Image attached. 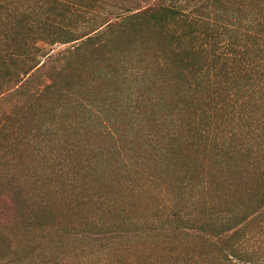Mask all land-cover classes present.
I'll return each instance as SVG.
<instances>
[{
	"label": "trees",
	"instance_id": "1",
	"mask_svg": "<svg viewBox=\"0 0 264 264\" xmlns=\"http://www.w3.org/2000/svg\"><path fill=\"white\" fill-rule=\"evenodd\" d=\"M82 4L0 0V264L146 243L180 246L176 264H264V0H130L105 18ZM75 16L82 27L63 26ZM90 56L92 93L76 77ZM70 115L105 145L88 152L85 137L66 140L55 155ZM31 150L50 163L67 154L59 176L68 186L92 170L100 210L58 223L42 198L47 173H31L34 192L16 176ZM178 155L218 167L233 190L216 191L213 173L197 182ZM121 170L170 212L146 219L102 201L96 184ZM167 251L171 264L177 250Z\"/></svg>",
	"mask_w": 264,
	"mask_h": 264
},
{
	"label": "rangeland",
	"instance_id": "2",
	"mask_svg": "<svg viewBox=\"0 0 264 264\" xmlns=\"http://www.w3.org/2000/svg\"><path fill=\"white\" fill-rule=\"evenodd\" d=\"M67 1L77 3L82 2L83 4H86L88 1H92V14L94 13L96 14L95 16H100L101 18H105V16L108 15L114 6H118V8H125L131 5L130 0ZM25 9L26 8L21 10ZM48 9L49 8L44 9L45 12ZM48 14L50 17H53L52 19H55L51 13L48 12ZM58 21H60V18ZM68 24L79 28L82 27L81 20L78 16L72 17L63 22V26L66 28H68ZM59 47L62 49L64 48L63 46ZM87 59L90 61H88L85 66L80 67L76 77L79 78V74H81L83 83L87 85L88 91L92 93V81H96V77L94 74L92 75V57L90 56ZM77 83L80 82L76 81V84ZM80 119L70 115L67 117V121H69L67 124L69 123L72 126V129L67 127L66 122L64 123L65 126L62 131L61 128H59L61 125L57 128L59 131V137H55L54 139L58 142V144L54 146V149L51 148L53 149L55 155H58L56 154L58 150L64 148V145L62 144L66 140L67 144H69L68 141L72 142L73 139L79 141L82 137H85L84 139H87V143H85V151L88 152L92 150V147L99 146L98 143L105 145V139L94 137L92 135V127L88 125L85 128ZM21 155L22 156L20 159L22 162L19 164L20 167L16 172V176L23 181L28 177V189L34 192L36 191V187L39 186L36 185L37 182L35 183L33 181V175L30 176L31 173H33L35 170L44 171L47 173L44 178V190H41L42 198L45 199V197H47V202L50 203L49 212L51 215L56 217V221L58 223L66 224L74 222L76 224L81 222L83 218H91L93 211L100 210L102 207V202H100V199H98V196L95 193H93V195L96 196V198H94L95 202L92 198V170L90 172H86L85 177L82 179L77 177L79 180H77L78 182L75 183L74 186H68L66 184V178L59 176V163L64 161L63 159L67 156V154H65L63 157L61 155V158L57 163H55L56 160L54 163H50L47 157H39L35 151L33 152V150L22 152ZM185 159V155H178L176 161L177 163L182 164V166L187 170L191 168V173L195 177H198L197 182L201 181L203 176L210 177V175L213 173V188L216 191L218 190L217 188H219L221 192L224 191L227 193L233 190L231 186L225 183L221 184L222 180L218 178L222 176L223 173L218 167H214L212 164L208 163V165L200 164L193 168L188 161H185ZM11 167L12 166L10 164L7 167L5 166L7 174L4 175L12 174L8 170ZM13 169L15 170L14 164ZM186 169H180L178 171L185 174L187 173ZM181 173L173 175L174 178L176 177L175 180L178 183L183 179V174ZM131 176H135V174H130L125 170H121L119 173L114 171L110 175L108 174L106 177L101 178V180L96 184L97 187L95 186V191L99 192L101 189H103L104 196H107V199L103 198L102 201L106 202V204L108 201H110V203H114L121 209L123 215H137V217H144L147 219L153 218L155 215H163L170 212L166 209L168 202L163 201V197H160L159 194H157V190L155 188L144 190L145 186L143 185L145 181L141 178L138 180L136 176ZM72 177L74 178V175ZM196 185H194V187L198 188L200 184L197 183ZM202 197L208 198L209 196ZM262 241H264V237H262ZM167 250H175L173 253L177 250V253L173 254L174 256L169 259L172 260L171 264H176L179 257H181L178 255L180 253L178 251H185L178 245L174 246L171 250V248L167 245L155 246L151 243H146L139 244L129 251H111L109 253L96 256H92V251L89 249L87 251H79V249L75 251L74 249L72 252L59 257L56 262H52H54L53 264H167V257H164L163 255L164 253H169Z\"/></svg>",
	"mask_w": 264,
	"mask_h": 264
}]
</instances>
